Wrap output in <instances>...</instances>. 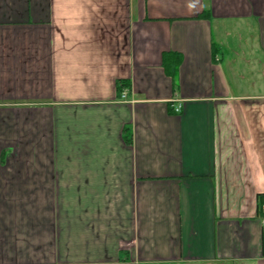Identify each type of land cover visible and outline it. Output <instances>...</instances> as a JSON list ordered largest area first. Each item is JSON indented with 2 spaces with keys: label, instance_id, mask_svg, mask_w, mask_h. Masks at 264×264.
<instances>
[{
  "label": "crops",
  "instance_id": "1",
  "mask_svg": "<svg viewBox=\"0 0 264 264\" xmlns=\"http://www.w3.org/2000/svg\"><path fill=\"white\" fill-rule=\"evenodd\" d=\"M263 205L264 0H0V264H264Z\"/></svg>",
  "mask_w": 264,
  "mask_h": 264
},
{
  "label": "built area",
  "instance_id": "2",
  "mask_svg": "<svg viewBox=\"0 0 264 264\" xmlns=\"http://www.w3.org/2000/svg\"><path fill=\"white\" fill-rule=\"evenodd\" d=\"M126 94L123 95V98H125ZM177 111H180V108L177 109ZM262 209L264 210V205L262 206Z\"/></svg>",
  "mask_w": 264,
  "mask_h": 264
}]
</instances>
